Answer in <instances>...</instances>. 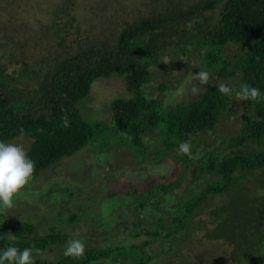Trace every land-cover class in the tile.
<instances>
[{"label": "trees", "instance_id": "1", "mask_svg": "<svg viewBox=\"0 0 264 264\" xmlns=\"http://www.w3.org/2000/svg\"><path fill=\"white\" fill-rule=\"evenodd\" d=\"M13 1L20 2L0 0V141L26 137L27 155L36 164L31 181L54 166L71 170L80 165L81 154L73 157L95 137L108 135L106 130L112 138L118 134L120 147L129 145L130 152L138 153L131 152L140 166L161 168L174 151L184 177L164 178L165 182L144 190L149 197L138 199L129 222L134 231L130 237L142 240L124 241L122 245L131 244L127 255L136 264H173L182 262L183 247L192 250L195 240L204 245L223 241L233 248L230 264L264 262V0H83L89 4H84L82 21L76 18L74 0H55L46 23L34 18L38 26L28 16H13L9 10ZM26 2L21 5L24 13L31 10ZM105 31L110 34L101 38ZM49 38L54 43L45 46ZM227 43L244 44L245 49L231 58L224 52ZM194 49L204 70L215 72V79L222 82L174 105L164 106L144 94L154 65L167 55L191 54ZM220 83L232 88L233 94L248 84L259 88L262 96L244 101L238 131L222 138V149L213 150L203 142L205 149L196 156L199 140L232 110L233 94L220 93ZM117 84L120 92L111 91L108 98L112 122L88 121L82 116L87 100L108 94L100 86L116 89ZM166 84L156 88L165 90ZM65 114L70 121L67 128L61 122ZM148 132L158 135L143 142ZM182 142L191 144V156L179 153ZM78 174V170L72 173L73 180ZM205 174L210 178L202 181ZM184 183L187 188L197 186L196 192L184 193L164 209L166 197ZM131 188L136 194L142 192ZM60 190L72 196L68 188ZM211 197L225 201L208 204ZM205 201L202 209H210L209 217L195 222L200 212L196 208ZM152 206L155 211L149 210ZM67 219L75 221L76 215L70 212ZM60 222L62 218L57 219ZM69 240L57 224L48 234L36 237V229L25 220L0 223V252L10 246L23 250L34 245L39 250V254L34 250L35 264H91L119 258L118 245H88L78 259L63 255L48 261L43 257L50 247ZM156 244L160 245L157 249ZM153 247V256L145 253Z\"/></svg>", "mask_w": 264, "mask_h": 264}, {"label": "rangeland", "instance_id": "2", "mask_svg": "<svg viewBox=\"0 0 264 264\" xmlns=\"http://www.w3.org/2000/svg\"><path fill=\"white\" fill-rule=\"evenodd\" d=\"M26 1H13V4L9 5L10 13L13 16L15 15V17L17 15L23 17L28 16L31 18V23L36 26L39 23L33 21L34 18L37 17L46 23L52 17L55 0H28V4L30 5L29 10H31L24 13V11L22 12L21 5L22 3H27ZM74 3H77L75 8L76 18L82 21L81 17L84 16L82 12H85L83 9L84 4L88 5L89 3L83 0H74ZM127 14L130 13L128 12ZM62 20L66 21L65 18H62ZM19 23L23 25V22L19 21ZM98 34L100 32L94 31V35ZM108 34L110 32L105 31L100 37L106 38ZM91 37H94L93 34ZM53 43L51 38H49L47 43L44 41L45 46ZM244 49V44L227 43L224 47V52L227 56L236 58L243 53ZM199 70H204V67L195 49L191 54L177 53L171 56L167 55L162 59L160 64L154 65L150 69V83L144 88V94L147 97L159 100L164 106L174 105L197 98V95H193L191 92L193 85L197 86L201 92L206 86L222 82L220 79H215V72L210 73V79L207 84H200L198 81H194L192 79V73L198 72ZM235 80L236 77L232 79L230 85L233 86ZM165 82L167 83L165 90L156 88V86ZM119 88L120 85L118 84L116 85V89L113 86H108L107 88L100 86L99 90H106L108 94H100L98 99L94 95L87 100L85 106H83L84 108L81 110L82 116L84 118L88 117V121H97L100 123L112 122L110 121L112 116L108 98L112 96L111 91L113 93H119ZM103 94L105 93L103 92ZM232 99V110L224 114L222 116V122L215 126L211 132L205 134L197 143L196 156L201 155L204 151V143L211 145L213 150L222 149L223 145L220 143L222 138L227 133L238 131L243 114L240 110H245L246 106H244V101L238 99L237 93L232 95ZM106 133L108 135L95 137L94 141L82 148L73 157L76 158L81 154L79 156H82V163L80 165H73L74 167L71 170L68 167L61 168L54 166L52 171L45 172L40 178L31 181L14 198L13 208L5 209L0 206V223L7 219L10 221L25 220L36 229V237L48 234V229L57 224L58 230L64 235H67L69 239H83L86 242V246L91 245L97 248L120 246V254L117 260L113 261L110 258L91 264H136L127 255V249L131 244L122 245L124 241V243L131 241L134 244L142 240V238L133 239L130 237L134 232L129 224L132 218L131 213L133 214L134 209L138 205L139 198L144 197L146 200L148 199L149 196L144 190L149 185L156 184L157 182H165V179L168 180L176 177L183 179L184 173L182 172V168L184 167H182V164L181 166L179 165L175 152L171 151L169 152L166 163L161 168L150 169V166L145 164L143 166L141 165L142 168L139 169L141 166L132 159V153L137 154V156L138 153L133 151L131 153L129 145H122L120 147L122 139L119 138L117 133H113L114 138H112V134L109 135V131L106 130ZM218 133L223 134L217 136ZM156 135L158 134L155 132H148L144 135L143 142L151 140ZM10 142L21 143L26 150L29 147V141L24 135ZM154 144L153 141L150 142V146ZM90 145L92 147H88ZM196 156H193L192 160ZM193 162L195 161L193 160ZM66 170L71 175L65 177V174H67L65 173ZM77 170L79 174L76 180H73L72 173H76ZM154 172H157V174L153 175L152 180L149 182L144 181L147 175L154 174ZM78 177L82 179L77 181L79 179ZM186 177L188 176H185V180H187ZM209 178L210 176L205 174L202 181H206ZM186 184L184 183L181 188L179 187L170 192L165 199L164 209L171 208L173 200L176 198L180 199L184 193L196 192L197 186L187 188ZM131 187L138 188L137 190L142 192L136 194L134 188ZM62 188H68L72 196L70 197L68 193H62V190H60ZM111 191H114L113 196L108 198V192L111 193ZM62 199L66 203H62ZM221 200L225 201L223 197H211L208 204H212V202L217 204ZM204 205H207L206 201L200 207L196 208L198 210L200 209V212L195 216V222L204 221L209 217L210 209H202ZM152 207L149 210L155 211L154 207L156 206ZM70 212L76 215L75 221L67 219ZM58 218H62L63 222L57 223ZM67 243L57 244L52 248L50 247L43 254V257H46L48 261L59 260L63 256ZM156 245V249L160 247L159 244ZM191 248L192 250L183 247L184 250H182L181 254L182 262L176 261L173 264H230L229 259L233 248L223 241L204 245L203 242L195 240L192 242ZM154 250V247L147 248L145 253L153 256ZM205 254H209L208 257L211 259L203 257ZM219 260H223V263H219ZM149 264H153V262ZM258 264H264V262H259Z\"/></svg>", "mask_w": 264, "mask_h": 264}, {"label": "clouds", "instance_id": "3", "mask_svg": "<svg viewBox=\"0 0 264 264\" xmlns=\"http://www.w3.org/2000/svg\"><path fill=\"white\" fill-rule=\"evenodd\" d=\"M192 79L200 84H207L210 79V73L205 70H199L192 73ZM218 91L225 96H231L233 89L224 83L218 85ZM191 92L198 95L200 89L193 85ZM259 88L242 84L237 93V97L242 101H255L261 97ZM63 111V109H62ZM61 122L65 128L70 126L67 114L61 117ZM23 133V129L20 130ZM179 153L191 156V144L182 142L179 145ZM36 164L27 155L24 145L17 142L0 141V206L5 209L14 207V198L21 193L33 179ZM12 239L15 236L9 233ZM34 250L39 254V250L33 246L23 250L10 246L3 252H0V264H35ZM86 251V242L83 239H70L64 249L63 255L71 258H81Z\"/></svg>", "mask_w": 264, "mask_h": 264}]
</instances>
